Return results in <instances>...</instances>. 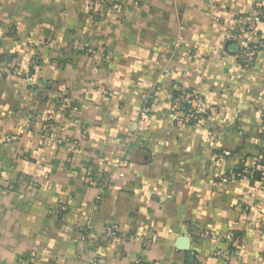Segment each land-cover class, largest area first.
Returning a JSON list of instances; mask_svg holds the SVG:
<instances>
[{
    "label": "crops",
    "instance_id": "1",
    "mask_svg": "<svg viewBox=\"0 0 264 264\" xmlns=\"http://www.w3.org/2000/svg\"><path fill=\"white\" fill-rule=\"evenodd\" d=\"M256 7L0 0V264H264V24L249 66L235 38ZM177 89L201 97L182 127Z\"/></svg>",
    "mask_w": 264,
    "mask_h": 264
},
{
    "label": "built area",
    "instance_id": "2",
    "mask_svg": "<svg viewBox=\"0 0 264 264\" xmlns=\"http://www.w3.org/2000/svg\"><path fill=\"white\" fill-rule=\"evenodd\" d=\"M236 21L238 23V28L235 31V38L237 43V53L236 56L241 59L244 66H249L253 63L258 51L261 48L260 44H250L247 40V36L256 29L257 25L264 24V7H256L255 9L251 10L249 13L244 15H239L236 17ZM34 76L29 74L27 79H33ZM156 96V91L154 89H150L147 92H144L140 95V100L142 107L140 109V116L142 119L147 118L150 112L151 104L154 101ZM171 102L174 109V121L177 127H182L185 124H190L196 120H198V107L201 104V97L194 91H183L177 89L172 97ZM68 107H72L67 103ZM73 110H76L74 107ZM262 126L264 128V118L262 121ZM228 155V153H224ZM121 153L116 159L115 167H118L122 164L121 160ZM260 165L262 173L264 174V147L260 154ZM90 184H95L94 179L91 177L89 178ZM227 178L222 179V182H226ZM100 189L105 188L104 182L98 183ZM64 208L62 207L61 210ZM193 237L197 239H210L214 241L224 240L230 243L232 247L235 249H239L240 247V240L238 237L227 236L222 239L218 237L213 232L209 231H194L191 233ZM119 235V230L115 225H107L102 228L100 232L95 234L92 237V240L97 242L101 239V237H110V238H117ZM85 237H83V240ZM34 257L33 254L23 256L19 258L16 264H31L32 258Z\"/></svg>",
    "mask_w": 264,
    "mask_h": 264
},
{
    "label": "water",
    "instance_id": "3",
    "mask_svg": "<svg viewBox=\"0 0 264 264\" xmlns=\"http://www.w3.org/2000/svg\"><path fill=\"white\" fill-rule=\"evenodd\" d=\"M184 247L183 248H187V246H188V240L187 239H184Z\"/></svg>",
    "mask_w": 264,
    "mask_h": 264
}]
</instances>
